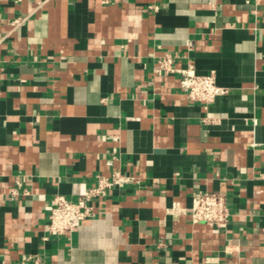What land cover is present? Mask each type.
<instances>
[{
    "label": "crops",
    "instance_id": "obj_1",
    "mask_svg": "<svg viewBox=\"0 0 264 264\" xmlns=\"http://www.w3.org/2000/svg\"><path fill=\"white\" fill-rule=\"evenodd\" d=\"M168 54L228 93L191 102L154 73ZM116 172L95 217L48 234L57 196ZM198 193L227 224L191 220ZM32 256L264 264V0H0V264Z\"/></svg>",
    "mask_w": 264,
    "mask_h": 264
},
{
    "label": "built area",
    "instance_id": "obj_2",
    "mask_svg": "<svg viewBox=\"0 0 264 264\" xmlns=\"http://www.w3.org/2000/svg\"><path fill=\"white\" fill-rule=\"evenodd\" d=\"M21 22L17 20L15 25ZM154 73L157 75L180 73L181 88L191 102L212 104L217 98L228 93L226 88L217 84L215 72L198 75L194 68L178 70L174 67V57L171 54L165 55L158 61ZM130 181L131 178L125 177L121 172H116L111 179L99 176L97 186L86 191L77 202L69 201L64 196H57L50 210L48 234L72 235L78 231L84 221L95 217L96 200L106 198L110 190ZM189 215L194 223H207L217 227L227 224L230 214L226 196L218 193L195 194ZM26 261L43 264L41 258L37 256L29 257Z\"/></svg>",
    "mask_w": 264,
    "mask_h": 264
}]
</instances>
